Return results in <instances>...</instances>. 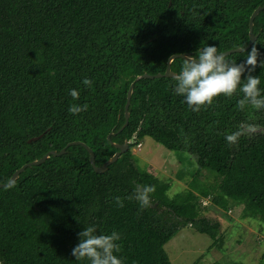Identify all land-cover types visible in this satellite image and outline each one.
<instances>
[{"label":"trees","instance_id":"16d2710c","mask_svg":"<svg viewBox=\"0 0 264 264\" xmlns=\"http://www.w3.org/2000/svg\"><path fill=\"white\" fill-rule=\"evenodd\" d=\"M264 0H0V183L23 164L80 140L102 165L137 132L135 143L108 170L97 173L88 150L72 145L60 156L22 172L0 188V262L2 264H89L75 260L78 233L94 225L99 233L117 231L122 264H173L167 242L184 225L212 238L210 248L226 251L221 223L202 213L207 198L228 210L243 205L242 217L264 223V108L237 107L243 94L214 99L194 112L173 92V77L135 83L124 125L132 81L145 72L164 73L175 53L215 45L218 52L245 47L249 18ZM254 44L264 54V10L254 21ZM251 48V47H250ZM249 48V49H250ZM246 51L226 57L237 63ZM261 59H264L262 55ZM183 58L172 62L179 72ZM258 76L264 95V68ZM92 81L90 86L83 84ZM243 83V82H242ZM72 89L79 93L74 100ZM87 104L73 115L70 105ZM116 134L108 139L109 133ZM237 130L235 144L225 137ZM43 134L41 138L29 139ZM150 136L167 149L197 158L198 173L220 181L189 183L170 196L171 182L138 167L133 148ZM196 174V175H197ZM137 184L154 186L151 202L140 211L128 199ZM123 200L118 207L115 198ZM160 208L164 210L160 212ZM209 248V249H210ZM209 264H248L231 259ZM258 264H264V253Z\"/></svg>","mask_w":264,"mask_h":264},{"label":"clouds","instance_id":"9594fccd","mask_svg":"<svg viewBox=\"0 0 264 264\" xmlns=\"http://www.w3.org/2000/svg\"><path fill=\"white\" fill-rule=\"evenodd\" d=\"M242 51H246V57L237 63L218 52L215 45L198 48L195 55L184 59L180 71L174 75V94L183 96L189 109L199 112L204 107L212 106L214 99L221 95L232 97L239 88L243 94L237 103L240 110L248 105L257 110L264 108V95L259 88L261 81L252 74L258 65L264 68V59H261L264 54L254 43L250 49ZM91 83L89 79L83 81L86 86ZM69 94L74 100L79 99L77 90L72 89ZM87 108V104H72L68 111L76 115ZM242 134L241 130H237L226 135L225 139L229 144H235ZM154 191V186H142V190L137 189L128 199H135L142 211L151 206L150 194ZM115 203L118 207L124 206L120 197L115 198ZM78 237L79 243L71 253L75 260H87L89 264H122V259L115 254L120 252L117 242L121 236L117 231L99 233L92 225L83 228Z\"/></svg>","mask_w":264,"mask_h":264},{"label":"rangeland","instance_id":"374dc122","mask_svg":"<svg viewBox=\"0 0 264 264\" xmlns=\"http://www.w3.org/2000/svg\"><path fill=\"white\" fill-rule=\"evenodd\" d=\"M133 152L137 155L135 162L138 167L171 182L168 193L172 197L188 189L190 182L198 181L200 187H206L220 181L209 170H202L197 174L195 155L169 150L150 136L144 137L133 148ZM203 204H207V208L202 215L221 223L226 251L217 247L210 248L213 240L208 234L199 232L191 224L184 225L165 245L172 263L209 264L212 261L236 259L248 264H258L264 253V223L255 218H243V205L232 204L228 210H224L207 198L203 199Z\"/></svg>","mask_w":264,"mask_h":264},{"label":"water","instance_id":"95a60500","mask_svg":"<svg viewBox=\"0 0 264 264\" xmlns=\"http://www.w3.org/2000/svg\"><path fill=\"white\" fill-rule=\"evenodd\" d=\"M263 10H264V4L258 6L252 12V14H251V16L249 18V42H248V44L245 47H237V48H232V49L223 51V52H221L222 54H224L226 56V55H229V54H231L233 52H243L242 50L249 49L252 46V44L255 42V40L258 37V34L254 33V21H255V18L259 15V13L261 11H263ZM190 55H193V52L175 53V54L171 55L170 58L168 59L167 68H166V71L164 73L160 72V73H156V74H151V73L145 72V73H143L141 75H138L132 81V83L130 84L129 90H128L127 102H126V105H125V119H126V121H125L124 125L119 129V132L122 131L126 127V125L129 123V119H130L129 107L131 105V98H132V94L134 92L135 83L137 81L141 80V79H153V78H161V77H174V75L177 74V72L172 70V62L176 58L185 59V58H187V56H190ZM247 130L248 131L249 130H251V131L253 130V131H256V132L264 133V129H263L262 126L261 127H256V128H252L251 127V128H249ZM115 134H116V132L114 130H112L109 133V135H108V139L111 140L112 136H114ZM42 136H43V134H41L39 136H35V137L29 139V142L38 140ZM137 137H138V134H137V132H135L130 137V139H126L123 143H117V142L112 141V144L115 145L118 148V151L115 152V154L111 158H109L106 162H104L102 165H97L96 164V157H95L94 150L90 146H88L85 142H82L80 140L71 141L64 148H62L60 151L50 150L44 156H42L41 158H38V159H35L33 161H30V162H27V163L23 164L20 168H18L12 174V176L10 177V179H9V181L7 183H0V188L12 185L19 178L20 174L22 172H24L28 167L33 166V165H41L48 158H50L52 155L60 156V155L65 154L67 152V148L69 146H72V145H82V146H84L89 152L90 162H91L94 170L97 173H103V172L107 171L109 166L112 163L116 162L119 159V157L129 149L130 144H133V143L136 142ZM137 189H141L142 190V185L141 184H137ZM151 206L152 207H157L158 204L151 202ZM163 210H164L163 208H160L159 211L162 212Z\"/></svg>","mask_w":264,"mask_h":264},{"label":"built area","instance_id":"2783aa9c","mask_svg":"<svg viewBox=\"0 0 264 264\" xmlns=\"http://www.w3.org/2000/svg\"><path fill=\"white\" fill-rule=\"evenodd\" d=\"M141 145V144H140Z\"/></svg>","mask_w":264,"mask_h":264}]
</instances>
